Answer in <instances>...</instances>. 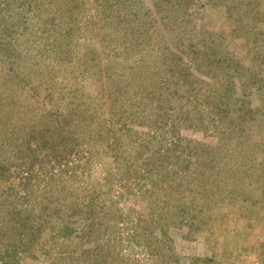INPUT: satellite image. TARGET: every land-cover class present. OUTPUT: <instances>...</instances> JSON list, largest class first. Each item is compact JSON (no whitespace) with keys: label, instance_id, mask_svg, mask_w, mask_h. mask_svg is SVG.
<instances>
[{"label":"rangeland","instance_id":"rangeland-1","mask_svg":"<svg viewBox=\"0 0 264 264\" xmlns=\"http://www.w3.org/2000/svg\"><path fill=\"white\" fill-rule=\"evenodd\" d=\"M0 264H264V0H0Z\"/></svg>","mask_w":264,"mask_h":264}]
</instances>
